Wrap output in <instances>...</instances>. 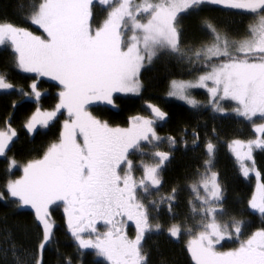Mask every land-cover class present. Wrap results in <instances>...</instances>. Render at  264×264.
I'll list each match as a JSON object with an SVG mask.
<instances>
[{
    "label": "snow or ice",
    "instance_id": "1",
    "mask_svg": "<svg viewBox=\"0 0 264 264\" xmlns=\"http://www.w3.org/2000/svg\"><path fill=\"white\" fill-rule=\"evenodd\" d=\"M16 10L38 31L0 19V46L10 52L14 70L35 78L25 91L10 81L7 70H0V92L15 91L38 104L42 93L37 81L50 78L58 82V102L51 110L37 107L22 128L31 136L37 125L48 128L59 116L66 118L57 138L22 166L8 155L19 136L9 122L11 114L5 119L0 157L7 166L0 200L14 211H32L36 243L18 245L9 232L0 253H10L12 264H47L45 253L55 248L57 264H83L85 251L91 249L107 264H152L146 241L164 235L175 243L188 236L185 249L194 264H264V182L258 169L244 163L255 165L254 149L264 150V0H17ZM206 10L253 17L255 22L234 35L238 30L231 19L202 14ZM193 16L208 39L186 37L183 21ZM160 56L174 57L196 73L192 79L170 80L169 97L196 111L234 113L257 134L229 144L243 176L254 172L256 177L243 207L229 204L227 186L214 170L217 143L207 132L205 158L183 183L177 180L164 191L163 172L177 145L200 146L197 127L191 128V140L185 135L187 126L179 137L160 135L157 127L167 123L169 113L150 102L151 115L134 116L127 127L93 114L95 107L116 108L118 93L140 95L145 87L142 69ZM197 88L207 89V103L191 95ZM226 102L235 106L225 108ZM17 105L11 101L13 109ZM211 133L218 137L215 126ZM164 144L169 151L161 150ZM18 168L23 174L13 178ZM185 190L188 214L182 215L178 209ZM61 206L74 256L56 247L53 209ZM245 212L258 214L260 226L253 228ZM129 222L134 235L128 233ZM222 242L236 246L225 249ZM160 264L169 261L162 257Z\"/></svg>",
    "mask_w": 264,
    "mask_h": 264
},
{
    "label": "trees",
    "instance_id": "2",
    "mask_svg": "<svg viewBox=\"0 0 264 264\" xmlns=\"http://www.w3.org/2000/svg\"><path fill=\"white\" fill-rule=\"evenodd\" d=\"M17 0H0V19H6L10 22L21 26L34 29L35 27L25 23L19 16L16 10ZM205 15L226 16L233 21V26L238 30L234 35L243 34L246 24L253 23V17H241L238 15H231L227 13H219L218 11H205ZM185 35L190 40L198 42L200 39H208L200 32L197 18L186 17L184 19ZM0 70H7L9 79L17 86V89L23 87L28 91V85L34 79V75L30 73H23L19 70H14L11 67L10 52L4 47H0ZM195 72H189L186 63L178 62L174 57L160 56L155 59L153 65L146 67L141 78L145 85L142 93L138 96H122L118 99L119 109L114 110L107 106V110L95 108L98 116L109 120L115 125H128L132 116L142 113H148L146 102L156 104L163 110L169 113V119L166 124L158 126L157 130L165 135H174L179 137L182 135L181 129L187 126L189 133L192 127H197V131L201 133L202 139L204 133L208 135L217 143V153L215 157V168L222 180L227 186V196L229 204L232 208H239L244 206V202L250 197L254 191L253 177L246 178L240 173V168L233 157L229 143L233 139H252L255 137V132L251 126L235 115L222 116L214 114L210 109L203 111H195L189 106L180 103L176 100L170 99L166 96L170 80L178 78H188L195 76ZM43 90H46L44 95L40 98L37 104L34 99H22L18 93L13 91L11 95H4L0 92V127H5V119L11 114L10 123L12 127L17 130L19 140L16 142V147L8 155H14L19 165H23L28 159L39 156L46 145L57 138L61 122L65 116L59 118L48 128H41L37 125V131L31 136L22 128L25 118L29 117L37 107L41 110H51L58 102V95L56 91L59 89L57 84L48 81L44 78L40 79L39 85ZM42 90V91H43ZM18 101L15 109L11 107V101ZM215 126L218 137L212 136L211 129ZM202 144V143H201ZM203 146L197 147L195 150L191 146L184 149L181 145H177L174 150V155L171 163L165 168L164 188L167 190L168 186L183 179L190 174L193 168L199 165L204 159ZM255 161L261 172V178L264 182V150L258 149L255 153ZM7 162L0 157V184H3L6 174L5 168ZM22 173L21 169L13 171V178L18 177ZM189 193L187 190L181 192L180 206L178 211L182 215L188 213L186 200ZM240 201V203H237ZM237 215H239L237 213ZM53 216L56 220V236L61 254L66 256H74L75 244L70 234L67 232L65 224V215L62 207L53 209ZM243 217L253 221L252 227L260 226V217L258 214H251L249 212L243 213ZM167 216H161V220L166 222ZM11 233L13 239L18 245L24 247L34 246L36 243V228L33 222V213L30 209L13 210L9 204L0 200V247H6L5 236ZM189 237L185 236L179 243H175L167 239L164 235H154L146 241V248L150 252V259L152 264H160L161 258L169 261V264H194L191 261L190 255L185 249V243ZM224 242V245H227ZM58 257L55 248L46 251L45 259L47 264H57ZM0 264H12L11 254L4 256L0 253ZM83 264H107L103 259L98 258L92 250H86L84 253Z\"/></svg>",
    "mask_w": 264,
    "mask_h": 264
},
{
    "label": "rangeland",
    "instance_id": "3",
    "mask_svg": "<svg viewBox=\"0 0 264 264\" xmlns=\"http://www.w3.org/2000/svg\"><path fill=\"white\" fill-rule=\"evenodd\" d=\"M97 11H100V9L99 8H97L96 9ZM185 21V20H184ZM184 21H183V24H184ZM255 21H253V23H254ZM35 27V26H34ZM32 31H38V29H37V27H35L34 29H32V28H30ZM1 47V46H0ZM155 62V59H154V61H153V63ZM153 63L151 64V65H153ZM151 65H148V66H146V67H149V66H151ZM145 67V68H146ZM144 68V69H145ZM144 69H142V72H143V70ZM142 72H141V74H142ZM194 76H192V77H188V78H178V80L179 79H192ZM42 78H44V79H46V80H48V81H52V82H54V83H57V85H58V82H56V81H53V80H51L50 78H47V77H42ZM42 78H40V79H42ZM40 79L37 81V85H39V82H40ZM141 80H142V78H141ZM38 89L41 91V93H42V95H44V93H45V91L46 90H43V89H41L40 87H38ZM169 89H170V83H169V87H168V91H169ZM43 90V91H42ZM58 91H59V89L56 91V94L58 93ZM168 91L166 92V94L164 95V96H166V97H168V98H170V99H173V100H176V101H178V102H180V103H183V104H185V105H187L184 101H181V100H179V99H177V98H175V97H169L168 95H167V93H168ZM42 95H41V97H42ZM122 95H128V96H133V97H135V96H138V95H136V94H122ZM191 95H193L197 100H199V101H202V102H204V103H207V100H208V95H207V89H204V88H197V89H194V90H192L191 91ZM40 97V98H41ZM117 105H119V104H117ZM187 106H189V105H187ZM235 105H234V103L233 102H226V103H224V107L225 108H231V107H234ZM190 107V106H189ZM191 108V107H190ZM115 111L116 110H118L119 108L118 107H116V108H113ZM206 109H210V108H205V109H203V110H206ZM202 110V111H203ZM211 110V109H210ZM92 111H93V114L94 115H97L96 114V112H95V110L94 109H92ZM196 111V110H195ZM234 113H227V114H217V116L218 115H222V116H227V115H233ZM137 115H142V116H149L150 115V113H142V114H137ZM137 115H134V116H137ZM235 115V114H234ZM134 116H132V117H134ZM66 117V116H65ZM131 117V118H132ZM130 118V119H131ZM257 123H260L261 121H259V120H257L256 121ZM113 125H115V124H113ZM129 125V124H128ZM128 125H119V126H121V127H127ZM4 128L5 127H0V130H4ZM158 131V130H157ZM158 133L160 134V135H162V136H164L165 134L164 133H161V132H159L158 131ZM257 134L255 133V136H256ZM255 137H253L252 139H254ZM237 139H242V138H237ZM242 140H248V139H242ZM202 144H200L201 146H203V141L201 142ZM230 144V143H229ZM230 149V148H229ZM161 150H163V151H169L170 149H169V147H168V145L167 144H164V145H161ZM258 149H254V151H253V156H254V159H255V153H256V151H257ZM230 151H231V153H232V155H233V157L235 158V160H236V162H237V164H238V166H239V168L241 169V162L236 158V156L234 155V153L232 152V150L230 149ZM245 164H247L249 167H254V168H256V169H258L259 170V168H258V166H257V164H256V161H255V165H253L252 163H251V161H245L244 162ZM19 169V168H18ZM16 169H13V171H15ZM165 171V170H164ZM260 171V170H259ZM240 173L242 174V172L240 171ZM23 173H20V175H22ZM19 175V176H20ZM137 175H139V172H137ZM243 175V174H242ZM245 177V176H244ZM249 177H253V179H254V186L256 185V177H255V173L253 172V173H250V175L248 176V177H246V178H249ZM261 179V181H262V178H260ZM263 182V181H262ZM255 189V188H254ZM163 190L164 191H167L165 188H163ZM180 212V211H179ZM181 213V212H180ZM186 214H188V213H186ZM162 216H165V215H162ZM100 228V230L101 231H103L104 229H103V227L101 226V227H99ZM128 233H129V235H134V227H133V225L131 224V222H129V226H128ZM222 243H224V242H222ZM234 246H236L234 243H232V242H228V244L227 245H224V248L226 249V248H229V247H234ZM88 250H91V249H88ZM93 251V250H92ZM98 257V256H97ZM98 258H100V259H103L104 260V258L103 257H98Z\"/></svg>",
    "mask_w": 264,
    "mask_h": 264
},
{
    "label": "flooded vegetation",
    "instance_id": "4",
    "mask_svg": "<svg viewBox=\"0 0 264 264\" xmlns=\"http://www.w3.org/2000/svg\"><path fill=\"white\" fill-rule=\"evenodd\" d=\"M56 84H57V83H56ZM122 96H128V95H122V94H119V93L116 94V103H117V104H118V101H119L118 99H120ZM109 106H110V105H109ZM110 107H112V106H110ZM117 107L119 108V105H117ZM95 108H97V109H98V108H100V109L105 108V109H103V110H107V109H106L107 106H103V107H95ZM95 108H93V109H95ZM112 108H113V107H112ZM95 110H96V109H95ZM148 113H150V111H149ZM150 115H151V113H150ZM162 125H163V124H161L160 126H162ZM157 128H158V127H157ZM185 135H186V138H187V139L191 140V138H192V137H191V133L188 132V133H186ZM202 141H203V139H202V136H201V142H202ZM176 148H177V147H176ZM176 148H175V149H176ZM61 207H62V206H61ZM54 208H56V207H54ZM97 226H98V227H101L102 225H101V224H98Z\"/></svg>",
    "mask_w": 264,
    "mask_h": 264
}]
</instances>
